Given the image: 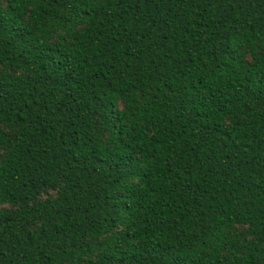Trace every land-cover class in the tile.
<instances>
[{"label": "trees", "instance_id": "16d2710c", "mask_svg": "<svg viewBox=\"0 0 264 264\" xmlns=\"http://www.w3.org/2000/svg\"><path fill=\"white\" fill-rule=\"evenodd\" d=\"M0 264H264V0H0Z\"/></svg>", "mask_w": 264, "mask_h": 264}]
</instances>
